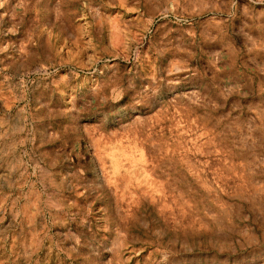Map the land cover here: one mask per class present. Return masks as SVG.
Returning <instances> with one entry per match:
<instances>
[{
    "label": "rangeland",
    "instance_id": "1",
    "mask_svg": "<svg viewBox=\"0 0 264 264\" xmlns=\"http://www.w3.org/2000/svg\"><path fill=\"white\" fill-rule=\"evenodd\" d=\"M0 264H264V0H0Z\"/></svg>",
    "mask_w": 264,
    "mask_h": 264
}]
</instances>
